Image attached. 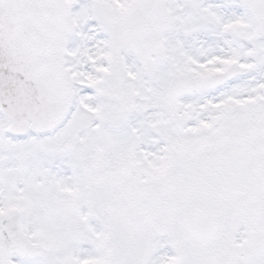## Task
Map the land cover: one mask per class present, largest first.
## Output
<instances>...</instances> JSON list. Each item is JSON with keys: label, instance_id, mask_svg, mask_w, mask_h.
Wrapping results in <instances>:
<instances>
[{"label": "snow or ice", "instance_id": "6c2138e0", "mask_svg": "<svg viewBox=\"0 0 264 264\" xmlns=\"http://www.w3.org/2000/svg\"><path fill=\"white\" fill-rule=\"evenodd\" d=\"M0 264H264V0H0Z\"/></svg>", "mask_w": 264, "mask_h": 264}]
</instances>
